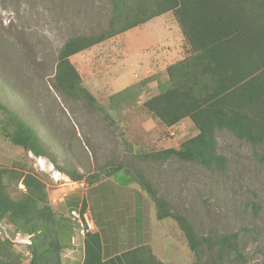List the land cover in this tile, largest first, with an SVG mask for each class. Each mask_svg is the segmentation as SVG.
<instances>
[{"label": "rangeland", "instance_id": "1", "mask_svg": "<svg viewBox=\"0 0 264 264\" xmlns=\"http://www.w3.org/2000/svg\"><path fill=\"white\" fill-rule=\"evenodd\" d=\"M112 1L0 0V102L30 126L46 151L45 157H35L0 133V169L37 175L51 209L66 219L84 202L103 259L147 245L163 264H195L175 221L156 220L155 206L137 182L141 174L198 236L239 235L241 261L214 264H264L263 147L217 132V152L227 161L221 173L176 157H149L178 150L197 134L188 119L167 130L142 107L160 85L167 86L165 68L186 56L171 13L69 58L95 104L56 87L61 46L71 37L104 30ZM62 169L83 179L73 182ZM17 187L10 188L14 198L23 189ZM71 237L62 263L81 264L83 238L77 228ZM0 238L8 239L22 264L27 263L26 238L16 235L6 220L0 221Z\"/></svg>", "mask_w": 264, "mask_h": 264}, {"label": "trees", "instance_id": "2", "mask_svg": "<svg viewBox=\"0 0 264 264\" xmlns=\"http://www.w3.org/2000/svg\"><path fill=\"white\" fill-rule=\"evenodd\" d=\"M167 13L179 27L186 56L165 68L167 86L162 89L160 85L159 92L147 98L142 107L167 128L188 119L197 134L182 142L178 150L164 149L149 157L160 161L176 157L209 171L224 172L227 161L217 152V132L227 131L239 141L264 148V0H113L104 30L71 37L61 46L55 85L69 97L81 94L86 102L95 104L80 86L69 58ZM0 112L4 114L0 119L3 137L35 157L46 156L29 125L1 102ZM61 173L73 182L83 179L63 169ZM137 182L153 202L156 220L172 219L178 225L195 264L241 261L237 233L198 236L184 215L156 196L143 175ZM18 184L23 189L14 198L10 188L18 190ZM85 207L82 202L77 209L81 216ZM1 220H6L16 235L26 238V264H63L61 253L77 226L70 215L66 219L54 213L44 182L23 169H0ZM82 247L81 264H163L147 245L103 259L97 232L88 231ZM0 264H22L21 255L8 239L0 238Z\"/></svg>", "mask_w": 264, "mask_h": 264}, {"label": "built area", "instance_id": "3", "mask_svg": "<svg viewBox=\"0 0 264 264\" xmlns=\"http://www.w3.org/2000/svg\"><path fill=\"white\" fill-rule=\"evenodd\" d=\"M70 219H71L72 222H74L75 224H77V226L76 225L75 226L78 229V232H79L80 236H82V238L92 228V225H91L92 223H90L87 220V218H86L85 215L81 216L80 213H79V210H72V211H70Z\"/></svg>", "mask_w": 264, "mask_h": 264}, {"label": "crops", "instance_id": "4", "mask_svg": "<svg viewBox=\"0 0 264 264\" xmlns=\"http://www.w3.org/2000/svg\"><path fill=\"white\" fill-rule=\"evenodd\" d=\"M182 121H183V120H182ZM161 126L164 127L163 125H161ZM173 127H174V126L169 127V128L165 127V129H167V130H171ZM110 178H111V177H109L108 180H109Z\"/></svg>", "mask_w": 264, "mask_h": 264}]
</instances>
